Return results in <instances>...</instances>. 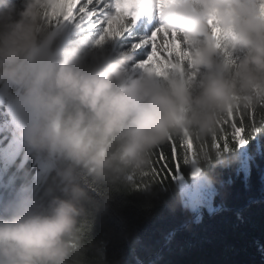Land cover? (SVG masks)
<instances>
[{"label": "clouds", "instance_id": "1", "mask_svg": "<svg viewBox=\"0 0 264 264\" xmlns=\"http://www.w3.org/2000/svg\"><path fill=\"white\" fill-rule=\"evenodd\" d=\"M143 9L178 33L186 52L166 72L133 76L130 55L96 56L107 38L68 39L67 0H24L18 14L0 0V85L18 94L29 148L67 164L58 172L60 195L45 209L0 221V264H84V226L101 206L82 176L127 189L173 138H190L189 163L207 166L230 151L212 147L220 121L264 109L260 0H144Z\"/></svg>", "mask_w": 264, "mask_h": 264}, {"label": "trees", "instance_id": "2", "mask_svg": "<svg viewBox=\"0 0 264 264\" xmlns=\"http://www.w3.org/2000/svg\"><path fill=\"white\" fill-rule=\"evenodd\" d=\"M9 3L17 14L24 10V0ZM100 6L93 4L90 10ZM126 26L128 30L113 39L109 56L103 46L96 50L98 58L130 55L129 65L147 60L150 47L136 46L149 36L144 30L134 31L131 19ZM76 28L77 23H68V39L101 35L99 29L87 27H80L77 34ZM17 95L15 89L0 85V221L45 209L51 194L60 195L58 172L67 167L64 161L29 148L21 135L24 118ZM262 121L264 109L256 111L254 126L260 130L245 134L247 144L240 147L230 141V151L207 166L183 164L178 156L179 172L173 171L163 182L134 179L129 188L114 190L82 176V185L101 206L98 212L92 208L84 226L89 242L84 264H264ZM245 126L253 127L247 118ZM163 147L170 154L168 146ZM196 173L210 191L187 197L184 190Z\"/></svg>", "mask_w": 264, "mask_h": 264}, {"label": "snow or ice", "instance_id": "3", "mask_svg": "<svg viewBox=\"0 0 264 264\" xmlns=\"http://www.w3.org/2000/svg\"><path fill=\"white\" fill-rule=\"evenodd\" d=\"M67 2L69 4V14L65 16V20L77 23L79 27H87L89 31L99 29L101 35L98 42H102L106 38L121 37L128 30L126 22L129 19L138 20L144 7V0H107V3L106 0H67ZM193 2H198V0H193ZM260 3L264 8V0H260ZM93 4L114 8L115 13L105 15L100 7L90 10V6ZM212 27L215 30L217 26L213 24ZM183 43L178 33L169 32L162 25L149 40L136 46L137 48L145 45L150 47L147 60L141 62L137 67L144 70L151 69L166 72L167 69L184 60L186 49L183 47ZM246 118L253 125L250 130L245 126ZM255 122V109L250 110L247 115L239 111L230 113L220 121V132L214 137L212 147L221 150L223 144L224 150L229 147L230 141L238 143L239 146L245 144L247 142L246 133L260 130V128L254 126ZM261 123L264 124V121ZM166 145L170 149V154L165 153L163 146L157 149L153 154L150 172L141 181L147 179L149 182L152 180L163 182L169 175L173 174V171L179 172L181 164L176 162L178 156L183 164H187L195 158L193 142L190 138L182 141L173 138Z\"/></svg>", "mask_w": 264, "mask_h": 264}, {"label": "rangeland", "instance_id": "4", "mask_svg": "<svg viewBox=\"0 0 264 264\" xmlns=\"http://www.w3.org/2000/svg\"><path fill=\"white\" fill-rule=\"evenodd\" d=\"M113 10L115 9L113 8ZM104 14L112 15V13H109V12L108 13L104 12ZM113 39L114 38H107V42L104 44L105 48L103 50H105V52L107 51V56H109L108 53H110L109 47L111 46L112 48ZM120 53H124V52L120 51ZM120 55L121 54H117V57ZM141 62H144V61H139L132 65H129V71L131 72L133 76H139L142 74V69L137 67ZM187 186L188 187H186V190H184V195H186L187 197L192 196V195L196 196L202 193H208L210 191L208 183H206V181H204L197 173L193 176V183Z\"/></svg>", "mask_w": 264, "mask_h": 264}]
</instances>
